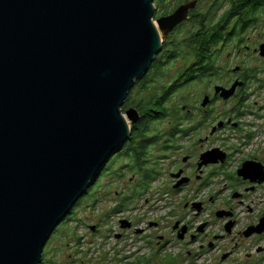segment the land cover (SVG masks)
<instances>
[{
	"label": "water",
	"instance_id": "obj_1",
	"mask_svg": "<svg viewBox=\"0 0 264 264\" xmlns=\"http://www.w3.org/2000/svg\"><path fill=\"white\" fill-rule=\"evenodd\" d=\"M195 6L154 18V0H0V264L41 263L51 233L139 120L135 107L121 110L129 90ZM239 84L215 85L213 97ZM223 157L217 147L201 154ZM260 170L245 162L238 172Z\"/></svg>",
	"mask_w": 264,
	"mask_h": 264
},
{
	"label": "flooded vegetation",
	"instance_id": "obj_2",
	"mask_svg": "<svg viewBox=\"0 0 264 264\" xmlns=\"http://www.w3.org/2000/svg\"><path fill=\"white\" fill-rule=\"evenodd\" d=\"M262 10L263 17L255 15L258 21L252 25L262 27V32H259L261 36L255 37L256 40L247 36L246 31L252 27L248 26L239 37H235L230 56L233 64L230 66L228 58L225 60L228 75L226 83L212 85V88L215 85L228 88L234 82H240L233 95L223 99L218 95L213 97L212 92L208 94L210 101L206 106L194 105L188 109L201 112V118H216L215 123L210 125V131L205 132L207 135H199L205 127V123H202L198 127L196 125L195 130L189 128L164 132L165 137L162 140L160 137L155 142L163 157L156 161L150 160L156 169L154 177L147 181L148 187L141 202H147V205L136 206L140 212L147 208L148 211L138 216H123V211L130 208L128 203H123L122 193L106 212L110 214L108 217H113L112 225L108 224L104 229L101 226L106 224L103 217L96 222L87 221L86 205L90 206L89 198L102 182L95 178L71 211L61 219L59 225L75 219L76 236L71 239L81 264H152L158 259L164 264H256L264 261V226L262 229L257 228L264 217V196H261L264 194V148L242 152L243 146L252 145L257 136L264 134V77L261 75L264 74V9ZM238 16L239 14H235L233 19H239ZM182 23L167 37L178 32ZM228 26L232 27V22ZM220 54L216 60V75L224 71L223 66H217ZM218 78L220 75L216 79ZM214 102L218 103L216 115H212ZM193 116L195 115L190 114L185 118L190 120ZM215 124L216 130L211 132ZM231 136L238 138L237 146L228 142ZM213 138L217 144L211 143L202 150L197 147L207 142L209 144V140ZM124 144L112 157L116 158L123 152ZM216 147L224 153V157L218 158L214 163H204L201 154ZM245 162L259 167L260 173L247 177L239 174L238 171ZM102 172L103 170L99 175ZM129 191L130 189L127 192ZM83 196H86L84 201L81 200ZM135 198L130 202H136ZM94 200L91 202L94 203ZM57 228L47 242L53 238ZM128 239H138L142 243L137 246ZM123 240L125 249L132 247L136 251L123 256V247L117 246ZM96 242L95 258L91 253ZM111 243V247H106ZM44 247L40 264H45ZM146 249L150 255L145 254Z\"/></svg>",
	"mask_w": 264,
	"mask_h": 264
},
{
	"label": "rangeland",
	"instance_id": "obj_3",
	"mask_svg": "<svg viewBox=\"0 0 264 264\" xmlns=\"http://www.w3.org/2000/svg\"><path fill=\"white\" fill-rule=\"evenodd\" d=\"M188 0H162V5H155V12H154V18H156V15H163L170 13L171 11L176 8L180 3L186 2ZM191 1V0H190ZM228 2L229 0H196V6L194 9L190 10L188 13V20L184 22V25L180 30L174 34H172V38L179 40L183 38L188 31L195 30L198 26V23H195L194 20L197 21H203L205 24H214L216 23L220 17L223 15L224 11L228 8ZM166 12V13H163ZM257 17H263V10L259 9V11L256 14ZM231 18V17H230ZM229 18V19H230ZM233 19V17L227 22L228 24ZM193 24V25H192ZM259 25H255L250 27L248 31H246V35L253 38V40H256L255 37H260L259 32H262V27H257ZM257 27V28H256ZM264 30V29H263ZM234 41V40H233ZM233 41L228 42L226 46L223 47L222 51L220 52L219 61H217V66H223L222 74L219 72L218 75H220V78L216 79L218 75L212 76L209 79L204 78L199 81L194 80L191 84L186 85H180L181 82H178L176 89L177 91L174 93L171 100H169V106L171 107V112L167 118L164 120L153 123L151 126V133H155V135L160 134L159 137H156L157 140L160 138L162 140L165 137L164 131L168 132L171 131L172 124L174 121H179L180 123L177 125L179 128L186 129L187 130H195V126L202 123H205L204 129L200 131V136L204 137V135H207V133L210 131V125L212 123H215L214 117H202L201 112H194V111H188L189 108H193L194 105H200L201 100L204 95H210L213 92L212 85L213 84H224L226 83V78L228 75H226L225 67L227 65V61L229 62L228 65L233 64L231 56V52L233 50ZM227 59V61H225ZM225 61V62H224ZM263 65V64H262ZM182 66L181 60H174L170 62L169 64H166L163 66V75L156 78V80L161 84H168L172 81H174L178 69ZM264 77V74H261ZM163 82V83H162ZM159 86V85H156ZM210 97V96H209ZM218 103L214 102L212 103V109L214 113L212 115H216V108ZM176 107L179 108V111L177 113ZM225 109H227L225 107ZM123 112V110H122ZM194 114L193 118L190 120H187L185 117ZM249 121L250 118L248 117ZM215 124L214 126H216ZM194 126V127H191ZM213 128V127H212ZM211 128V129H212ZM216 130V129H215ZM226 137V136H225ZM156 140V142H157ZM159 140V141H160ZM194 140H197V135L194 136ZM158 141V142H159ZM238 138L231 136V139H228V142L233 144L234 146H237L238 144ZM256 142V144H255ZM208 143V142H207ZM204 143L203 145H197L199 149H204L211 145V143H216L217 141L215 138L209 140V144ZM227 143V142H226ZM151 159L152 161L159 160L163 156L162 151L160 149L156 148V143L154 145H151ZM253 148H264V134H260V136H257L252 145L249 146H243V153L250 152ZM124 151V149H123ZM157 156V157H156ZM240 155H237L239 157ZM155 158V159H154ZM127 163L128 159L127 157L123 156V161L120 159L116 164L112 166L109 173L105 175L102 179L104 172L98 177V180H102L101 185H99L96 188V191L92 193V197L89 198L90 206L86 205V216L87 221L90 222H96L100 218L103 217V221L106 222L101 225L104 229L109 225H112L114 222L112 221L113 217H108L110 215L109 213L106 214L107 211L110 210V208L115 204V200L118 199V197L123 193L125 196L128 194V189L132 187V184L136 182L135 178L137 179V172L131 171L127 169ZM151 165V164H149ZM105 171V170H104ZM116 174H119L117 176ZM133 180V182H131ZM118 191V193H116ZM143 195L137 196L135 198L136 202H129L128 206L130 209H126L123 211V216H138L143 214L144 212L148 211V208L145 209L143 212H140L139 208H136V206L147 205V202L141 203L143 201ZM261 196H264V194H261ZM86 196H83L81 200H85ZM96 198V199H95ZM94 200V203L91 202V200ZM256 200V199H255ZM150 205V204H149ZM142 206V207H143ZM141 208V207H140ZM77 210V209H76ZM124 220V218H123ZM75 219H71L68 221H65L64 223L58 225L57 232L54 234L53 238L49 240L46 243V246L44 247V255L45 258L44 263L45 264H81V262L78 260L79 257L77 255V250L75 249V245H73L72 237L76 236V226ZM79 231H77V234ZM131 244L139 246L142 242L138 239H128ZM118 243V242H117ZM125 240H123V243L120 245H117L118 247H123V256L126 254H130L133 251H136V249H133L132 247L128 250L124 248ZM94 249H92L91 255H93L96 258L95 251L97 250V242L94 244ZM112 246V243L110 245H106V247ZM87 247V246H85ZM107 250V249H106ZM108 251V250H107ZM145 254H149L148 250L146 249ZM161 258V257H160ZM96 260V259H94ZM89 264V263H88ZM152 264H164L161 259H158L154 261ZM240 264V263H238ZM256 264H264V261L257 262Z\"/></svg>",
	"mask_w": 264,
	"mask_h": 264
},
{
	"label": "trees",
	"instance_id": "obj_4",
	"mask_svg": "<svg viewBox=\"0 0 264 264\" xmlns=\"http://www.w3.org/2000/svg\"><path fill=\"white\" fill-rule=\"evenodd\" d=\"M154 3L157 7V5H162V0H154ZM228 3V8L216 23L205 24L204 20H194L198 26L195 30L188 29L183 38L179 40L171 36L165 38L160 52L155 56L148 71L142 78L137 79L129 90L123 103V110L133 106L139 111L140 117L135 124L131 125L130 136L124 144L125 147L123 146L124 151L116 158L112 157L113 155L110 157L103 168L104 174L101 177L107 175L112 166L120 159L123 161V156L127 157V169L136 171L137 179L135 178L136 182L132 184L128 195H123V203H129L135 196L144 194L148 187L147 181L154 177L156 168L150 161L151 149H153L151 145L155 144L158 135L151 133V126L169 116L172 110L169 100L177 91V83L182 79L180 85H186L185 83L191 84L194 80L199 81L215 76L217 56L223 47L233 41L235 37H239L240 33L248 26L255 24L258 21L255 16L256 12L259 9H264V0H229ZM246 4L250 6L245 7ZM235 14H239L240 18L232 19L230 21L232 27H229L227 22ZM251 16L253 17L251 18ZM183 25L184 23L181 28ZM229 29L230 31H228ZM224 35L225 38H223ZM176 59L181 60L182 66L178 69L174 81L168 84L159 83L156 78L163 75V66ZM176 111L178 113V107H176ZM179 123V121H174L172 132L188 129L179 128L177 126ZM116 175L119 176V174ZM140 189L142 191H139Z\"/></svg>",
	"mask_w": 264,
	"mask_h": 264
}]
</instances>
